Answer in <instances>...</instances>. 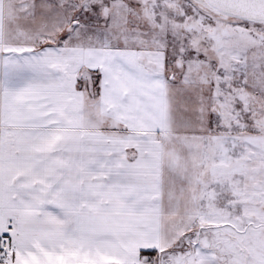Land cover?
Listing matches in <instances>:
<instances>
[{
  "label": "snow or ice",
  "instance_id": "1",
  "mask_svg": "<svg viewBox=\"0 0 264 264\" xmlns=\"http://www.w3.org/2000/svg\"><path fill=\"white\" fill-rule=\"evenodd\" d=\"M0 264H264V0H0Z\"/></svg>",
  "mask_w": 264,
  "mask_h": 264
}]
</instances>
